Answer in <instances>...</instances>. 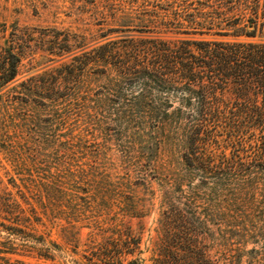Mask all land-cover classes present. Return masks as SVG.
<instances>
[{
    "label": "rangeland",
    "instance_id": "1",
    "mask_svg": "<svg viewBox=\"0 0 264 264\" xmlns=\"http://www.w3.org/2000/svg\"><path fill=\"white\" fill-rule=\"evenodd\" d=\"M217 5L0 0V48L8 41L21 56L0 90V264L252 263L262 239L238 240L227 218L194 223L185 121L135 130L114 103L118 87L74 59L109 39L154 35L166 19L180 22L182 38H209L194 14ZM223 193L202 189L196 205L223 210ZM256 210L262 225L264 202Z\"/></svg>",
    "mask_w": 264,
    "mask_h": 264
},
{
    "label": "trees",
    "instance_id": "2",
    "mask_svg": "<svg viewBox=\"0 0 264 264\" xmlns=\"http://www.w3.org/2000/svg\"><path fill=\"white\" fill-rule=\"evenodd\" d=\"M212 1L218 4L213 11L194 14L195 25L214 30L209 38H182L180 22L166 19L154 35L109 39L87 52L85 62L74 59L79 68L92 61L118 87L114 103L132 114L135 130L156 132L172 118L185 121L190 152L183 161L197 179L194 223L227 218L238 240L262 239L259 250L251 249V264H264V223L256 216L264 202V0ZM20 60L6 41L0 90L15 77ZM171 94L178 106L170 111ZM202 189L225 192L223 210L208 212L203 204L199 210Z\"/></svg>",
    "mask_w": 264,
    "mask_h": 264
}]
</instances>
